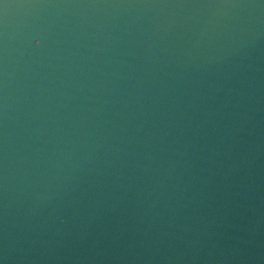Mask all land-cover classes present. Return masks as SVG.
Returning <instances> with one entry per match:
<instances>
[{
	"label": "water",
	"instance_id": "1",
	"mask_svg": "<svg viewBox=\"0 0 264 264\" xmlns=\"http://www.w3.org/2000/svg\"><path fill=\"white\" fill-rule=\"evenodd\" d=\"M0 264H264V0H0Z\"/></svg>",
	"mask_w": 264,
	"mask_h": 264
}]
</instances>
